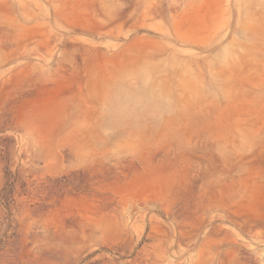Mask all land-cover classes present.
I'll list each match as a JSON object with an SVG mask.
<instances>
[{
	"label": "rangeland",
	"instance_id": "374dc122",
	"mask_svg": "<svg viewBox=\"0 0 264 264\" xmlns=\"http://www.w3.org/2000/svg\"><path fill=\"white\" fill-rule=\"evenodd\" d=\"M0 264H264V0H0Z\"/></svg>",
	"mask_w": 264,
	"mask_h": 264
}]
</instances>
